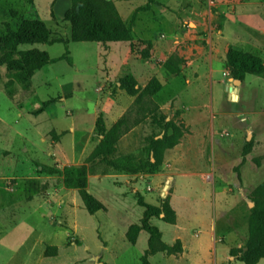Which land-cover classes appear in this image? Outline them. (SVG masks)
I'll return each instance as SVG.
<instances>
[{"label":"rangeland","instance_id":"374dc122","mask_svg":"<svg viewBox=\"0 0 264 264\" xmlns=\"http://www.w3.org/2000/svg\"><path fill=\"white\" fill-rule=\"evenodd\" d=\"M113 4L126 24L132 21L134 24L136 12L147 11L138 31L143 30L146 42L154 41L161 47L154 61L160 80L166 78L159 66L164 58L170 57L182 61L178 79L194 80L200 76L193 70H186V55L179 57L163 48L176 35H179L183 51L195 44L207 54L212 48L211 40L214 43L217 31L223 26L226 39L232 45L229 48H235L238 46L236 40L255 34V31L264 34V0H114ZM69 6L70 0H0V34L8 26L16 29L25 20H41L50 30L51 39L68 41L70 29L63 21V14ZM193 7L195 12L185 16ZM96 47L93 43L69 42L67 56L72 62L69 65L65 60H57L66 56L64 44L35 45L34 48L48 54L51 62L34 74L28 90L14 83L12 98L5 93L8 76L5 68L0 67V264H139L137 254L142 246L146 248L147 235L141 234L137 247L127 244L122 235L127 221L115 209L113 199L116 191L124 190L128 202L134 204L135 201L137 205L138 197L131 196L130 191L113 186L110 179L100 178V188L94 196L110 209L108 215L87 214L77 193L63 185L38 193L26 191L27 181L60 179L65 166L86 161L87 149L79 143L93 128L98 113L107 110L108 101L103 99L111 96L121 106L125 104L126 96L119 94L116 85L124 72L117 71L115 65L109 70L99 58ZM146 47L139 49L136 59H150ZM30 48L23 46L20 50ZM213 55L221 58L222 50L216 48ZM110 73L112 79L100 82V78L103 81ZM215 77L221 81L220 73ZM203 78L207 80V75ZM234 81L228 72L224 73L222 81L215 83L212 95L220 99L222 105H233L235 114L241 113L232 123L225 120L222 132L224 138L238 134L240 159L233 166L220 168L224 177L232 181L227 186V199L234 215V227H230L233 238L228 243L231 248H243L248 240V218L255 205L253 200H264V123L250 128L249 118L244 115L249 111L248 103L234 101V98L230 102L227 100L229 91L226 88L233 90ZM241 86L242 82L236 85L238 95ZM145 87L139 86L138 93L140 103L149 105L148 111L150 103ZM165 96L163 93L160 99ZM49 99L57 100L41 114L34 115L41 103ZM139 117L130 120L135 122ZM149 123L155 125L153 134L161 136L166 117L151 116ZM74 124L86 131L73 132ZM91 141L96 142L94 133ZM177 143L164 151L158 166L148 168L151 176L140 186L142 196L151 205L157 206V191L163 190L164 197L168 193V188L162 189L164 184L157 190L151 179ZM136 157L148 160L145 147L136 151ZM89 164H95V171L89 173L92 187L97 171L102 169L105 175L109 170L98 162ZM205 168L210 171L214 167ZM42 169H52L55 174L48 176ZM147 185L149 192L145 190ZM159 225L166 232L168 225ZM106 242L109 252L103 251ZM46 247H56V256L44 257ZM258 264H264V259Z\"/></svg>","mask_w":264,"mask_h":264},{"label":"crops","instance_id":"0c3cea01","mask_svg":"<svg viewBox=\"0 0 264 264\" xmlns=\"http://www.w3.org/2000/svg\"><path fill=\"white\" fill-rule=\"evenodd\" d=\"M109 1L114 3V0ZM134 1L131 0V2ZM146 12H136L134 14V24L133 21L130 24H126L122 20L125 25L131 26L132 40L130 42L93 43L97 44L98 47L96 48L99 58L109 67V70L115 65L117 71L120 69L124 72V75L119 80L126 75H131L137 82V88L139 86L142 88L147 86L151 79H156L161 85L160 93L158 92L155 96L148 97L149 101L147 100V102L150 103V110L145 112L140 110L141 105H134L136 96L130 97L119 89V80L116 85L119 94H125L126 96L125 104L121 106L111 96L103 99L108 101V108L104 113H98V115H102L106 130L123 115L127 114L131 120L134 117L138 118L140 116L139 118L141 119L143 115L146 116L118 140L116 151L109 156V159L127 154L136 157V151L146 147L149 137H161L158 134H153L155 125L149 123L151 116L160 117L164 115L166 121L176 118L177 120H173V122L180 127L182 136L174 149L165 155L164 162L151 179V182L155 183L157 190L160 185L164 184L165 186L168 183L166 196H168L169 205L175 213V223L173 225L165 223L168 225L166 232L161 230L159 224L164 223L161 220L155 221L154 218L151 219V223L160 230L162 241L165 244L173 246L176 242H179L181 251L175 255H168L166 252L157 253L149 257V262L151 264H238V261L232 260L229 256L231 247L228 243L233 238L230 227H234V215L230 211V200L227 199V186L232 181L224 177L220 167L233 166L240 159L238 134L232 133L229 138H224L222 132L224 131L223 122L227 120L232 123L235 117L240 116L241 113L235 114L232 111L233 105H222L219 102L220 99L212 95L215 83L221 82L223 74L227 72L224 67L225 55L232 45L226 39L224 26L217 31L214 43L211 40L212 48H210V53L207 54L199 45L195 44L187 47L188 51H183L180 46L182 43L179 35H176L163 48L172 52V54L179 55V57L186 55V70H193L200 76L194 80H189L178 79L177 76L180 73L178 75H169L163 68V64L167 60V58H164L159 68H161L162 74L166 79L160 80L155 73L154 61L156 60L155 56L158 57L161 47L157 42H146L145 39L147 37L141 33L143 30L138 31L142 20L146 17ZM194 12L195 8L193 7L185 16ZM235 44H238L239 47L235 46V48L233 47L234 49L254 53L260 56L264 62L263 33L255 31V34L236 40ZM144 45L148 48V53L151 55L150 59H136L139 49L143 48ZM218 47L222 50L221 58L213 55V51ZM193 50H195V53ZM191 55L194 57L191 58ZM181 67L182 64L180 69ZM217 73L221 74V81L215 77ZM111 74L105 76L103 81L100 78V82H108L113 78ZM205 75H207V80L203 78ZM100 84L102 85V83ZM226 89L229 91L227 100L230 102V95H232L235 88L232 90V88L227 87ZM163 93L166 96L161 100L160 97ZM237 98L244 103H248L249 111L244 113V115L249 118L250 128L264 123L263 76L247 75L244 82H242ZM148 106L143 105L144 108H148ZM107 118L110 119L109 123H107ZM84 130L86 131V129L82 130L76 124L72 126L73 132ZM93 131L94 125L93 128L89 129L87 137L83 138L84 140L81 139L79 143L80 146L82 145L84 149H87L85 160L98 143L97 139L96 142L91 141ZM86 166L88 173L87 190L91 195L94 196L96 195L94 193H98L100 188L98 182L100 178H104L110 179L113 186L124 188L130 191L131 196L136 195L138 199H142L144 203L149 204L142 196V189L140 188L141 184L147 182V178L151 176L148 171L145 174L133 175L118 173L107 168L109 170L108 173L103 175L102 172L104 170H96L98 172L95 175L96 183L91 187L89 173L91 170L95 171V164H86ZM207 166L214 168L208 171L205 168ZM119 182L121 184L117 185ZM148 184L150 185L151 183ZM164 186L162 189H164ZM145 190L146 192L151 191L148 185ZM162 191H157V206H159L160 199L164 198ZM124 192V190L116 191L113 194V199L115 200V209L127 221L122 229V235L125 237L128 227L140 221L143 209L138 203L136 205L135 201H133L134 204L128 202ZM94 197L96 198V196ZM106 209L107 211L104 214L108 215L110 209L108 207ZM142 233L145 232L141 231L139 233L135 245H131L125 239L127 244L137 247ZM146 248L143 249V246L140 248L137 254L138 259H140ZM109 250L108 242H106L103 251L109 252Z\"/></svg>","mask_w":264,"mask_h":264},{"label":"trees","instance_id":"16d2710c","mask_svg":"<svg viewBox=\"0 0 264 264\" xmlns=\"http://www.w3.org/2000/svg\"><path fill=\"white\" fill-rule=\"evenodd\" d=\"M63 21L69 25L70 38L68 41L51 39L50 30L41 20H25L16 29H11L8 26L0 34V67L5 68L8 76L4 88L9 98L13 97L14 83H18L23 90H28L34 74L51 62L48 54L34 48L35 45L64 44L66 56L64 59L57 60H65L69 65H72L67 56L69 42L106 44L132 40L131 26L125 25L113 2L109 0H70V6L63 14ZM23 46L32 48L20 50ZM181 62L177 57H170L164 62L163 68L169 75H178L181 70ZM224 67L235 81L243 82L247 75L264 76V62L260 56L234 48L227 50ZM119 89L130 97L136 96L134 105H141L140 110L143 112L147 110V107L144 108L140 103L137 82L131 75H126L119 80ZM160 90L161 85L156 79H151L144 89L149 97L155 96ZM56 100L49 99L42 102L33 114H41ZM143 118H145L144 115L141 119L131 122L126 114L106 130L103 117L99 114L96 117L93 131L98 143L86 158L85 163L64 167L59 175L60 179L51 178L43 182L27 181L26 191L38 193L63 185L66 189L76 191L82 208L87 214L105 213L107 211L105 205L87 190L86 164L98 162L118 173L145 174L150 166H158L162 162L164 151L177 143L182 136L180 127L169 120L166 121L160 138L152 136L147 139L148 144L145 147V152L148 155V160L139 159L131 154L109 159V156L116 151L118 140ZM42 170L48 176L55 174L52 169ZM253 202L255 205L248 218V240L243 248H230L229 250V256L242 264H258L264 259V200L256 199ZM137 203L143 209L142 217L137 224L128 227L125 239L131 245H135L141 231L148 235L147 248L139 259L140 264H151L149 257L157 253L178 254L181 251L179 242L173 246L165 244L162 241L160 230L151 223V219L154 218L169 225L175 223V213L169 205L168 196L160 199L159 206L146 204L142 199H138ZM56 252V247H46L44 257H54Z\"/></svg>","mask_w":264,"mask_h":264},{"label":"water","instance_id":"95a60500","mask_svg":"<svg viewBox=\"0 0 264 264\" xmlns=\"http://www.w3.org/2000/svg\"><path fill=\"white\" fill-rule=\"evenodd\" d=\"M240 81H234V85H235V89H234V93H237V88L236 85H240ZM231 95H230V99H231ZM153 161V160H152ZM168 188V183L164 186V190H166ZM162 196H164V193L162 194ZM249 205H252V203L250 202Z\"/></svg>","mask_w":264,"mask_h":264},{"label":"bare ground","instance_id":"6f19581e","mask_svg":"<svg viewBox=\"0 0 264 264\" xmlns=\"http://www.w3.org/2000/svg\"><path fill=\"white\" fill-rule=\"evenodd\" d=\"M231 97L234 98V101H237V99H238L237 93H234V92L232 93Z\"/></svg>","mask_w":264,"mask_h":264},{"label":"built area","instance_id":"2783aa9c","mask_svg":"<svg viewBox=\"0 0 264 264\" xmlns=\"http://www.w3.org/2000/svg\"><path fill=\"white\" fill-rule=\"evenodd\" d=\"M231 92V91H230Z\"/></svg>","mask_w":264,"mask_h":264}]
</instances>
